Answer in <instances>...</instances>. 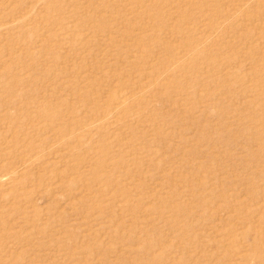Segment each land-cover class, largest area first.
Listing matches in <instances>:
<instances>
[{
  "label": "rangeland",
  "instance_id": "rangeland-1",
  "mask_svg": "<svg viewBox=\"0 0 264 264\" xmlns=\"http://www.w3.org/2000/svg\"><path fill=\"white\" fill-rule=\"evenodd\" d=\"M0 264H264V0H0Z\"/></svg>",
  "mask_w": 264,
  "mask_h": 264
}]
</instances>
